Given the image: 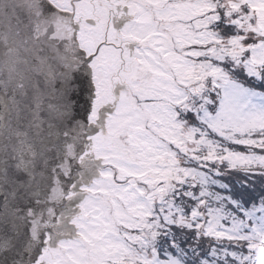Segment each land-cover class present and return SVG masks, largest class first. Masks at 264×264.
<instances>
[{
	"label": "snow or ice",
	"instance_id": "6c2138e0",
	"mask_svg": "<svg viewBox=\"0 0 264 264\" xmlns=\"http://www.w3.org/2000/svg\"><path fill=\"white\" fill-rule=\"evenodd\" d=\"M0 264H264V0H0Z\"/></svg>",
	"mask_w": 264,
	"mask_h": 264
}]
</instances>
